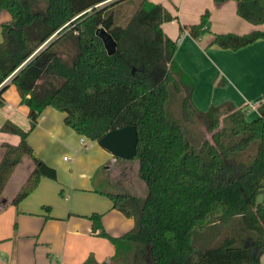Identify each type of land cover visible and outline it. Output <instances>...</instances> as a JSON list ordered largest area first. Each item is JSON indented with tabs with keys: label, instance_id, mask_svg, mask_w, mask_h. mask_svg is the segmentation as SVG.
<instances>
[{
	"label": "trees",
	"instance_id": "1",
	"mask_svg": "<svg viewBox=\"0 0 264 264\" xmlns=\"http://www.w3.org/2000/svg\"><path fill=\"white\" fill-rule=\"evenodd\" d=\"M105 1L0 0V10L9 14L1 24L0 94L14 85L29 119L27 129L9 119L0 125V131L18 136L15 144H0V196L23 158L32 169L12 204L32 192L42 176L56 177L26 139L44 107L65 112L66 125L96 141L110 129L133 124L137 143L131 159H137L148 192L107 193L111 207L132 217L133 225L112 237L102 228L101 214L93 212L92 229L118 242L119 252L130 243L142 245L146 264H260L264 203L257 195L264 188V99L252 119H247L248 108L228 101L196 108L193 81L173 58L176 40L160 29V22L172 16L150 0H139L121 24L113 8L123 0ZM236 13L261 24L264 0H236ZM100 28L114 47L106 46ZM187 28L194 38L209 33L208 10ZM257 39H264V29L214 33L212 42L236 50ZM169 85L184 88L183 120L198 118L209 138L202 134L193 144L166 114ZM236 216L239 236H225L210 248L192 242L193 230L226 226Z\"/></svg>",
	"mask_w": 264,
	"mask_h": 264
},
{
	"label": "crops",
	"instance_id": "2",
	"mask_svg": "<svg viewBox=\"0 0 264 264\" xmlns=\"http://www.w3.org/2000/svg\"><path fill=\"white\" fill-rule=\"evenodd\" d=\"M150 1L172 16L160 22V29L176 40L173 58L193 81L194 106L206 110L228 101L235 108H248L247 119L256 117V106L264 99V39L236 50L212 41L214 33L264 29V21L254 25L239 16L236 0ZM205 10L209 12L210 32L194 38L187 26L198 22ZM8 19V12L1 9L0 40L1 24ZM0 98V125L9 119L27 129L28 108L20 102L14 85L9 84ZM64 116L65 112L52 106L44 107L26 137L33 154L53 167L56 177L42 176L32 192L17 205L12 204L11 197L32 169V162L23 158L0 196V264H146L144 247L137 243L121 250L130 252L128 262L116 261L118 256L126 260L122 256L126 254L118 251V242L99 235V229L93 230L89 218L93 212L100 213L102 228L112 237L133 225L132 217L111 207L107 193L135 195V181L141 177L138 165L131 158L113 155L96 140L85 137L82 145V134L66 125ZM17 141V135L0 131V144ZM2 153L0 146V157ZM16 173L19 177L13 182ZM259 263L264 264V252Z\"/></svg>",
	"mask_w": 264,
	"mask_h": 264
},
{
	"label": "rangeland",
	"instance_id": "3",
	"mask_svg": "<svg viewBox=\"0 0 264 264\" xmlns=\"http://www.w3.org/2000/svg\"><path fill=\"white\" fill-rule=\"evenodd\" d=\"M139 0H123L122 2L116 4L113 8L114 12V18L117 23L123 24L128 16L131 14V12L134 10L136 5L138 4ZM120 19V20H118ZM169 95L165 102V111L166 114L176 122H178L181 127L183 128L186 136L189 138V140L194 144L197 143L200 138H202V134L204 137L209 138L207 134L203 131L202 123L201 121L193 117L192 121H184L183 120V112H182V101L186 100L187 93L184 90L183 87L179 90H175L173 88V85H169ZM188 111L192 112V109L187 105ZM132 162H136L138 165L137 159H132ZM17 173L13 177V182L17 180L19 177L16 176ZM99 177V175L97 176ZM139 183L135 181V187L133 188V191L135 195H146L148 192V188L146 183L141 177H138ZM140 183L144 184L143 187H140ZM12 181L10 185L8 186L7 191L11 188ZM136 188V190H135ZM257 199L260 202L264 203V188L259 189ZM240 221V217L236 216L234 217L226 226L221 225H211L209 224L206 228L202 230H193L192 231V242L196 244L198 247L202 248H210L215 247L219 244V242L223 239L225 236H239V228L240 224L238 223ZM122 255L126 257V260L121 259V256H118L116 258V261H129L130 258V252L125 253L121 251ZM145 259L147 261V257L145 256ZM147 263H149L147 261Z\"/></svg>",
	"mask_w": 264,
	"mask_h": 264
},
{
	"label": "water",
	"instance_id": "4",
	"mask_svg": "<svg viewBox=\"0 0 264 264\" xmlns=\"http://www.w3.org/2000/svg\"><path fill=\"white\" fill-rule=\"evenodd\" d=\"M100 32L104 35L106 46L114 47L115 42L110 34L107 33L104 28H100ZM97 142L113 155L120 158L130 159L136 153V127L133 124H127L118 128L110 129L105 132Z\"/></svg>",
	"mask_w": 264,
	"mask_h": 264
},
{
	"label": "built area",
	"instance_id": "5",
	"mask_svg": "<svg viewBox=\"0 0 264 264\" xmlns=\"http://www.w3.org/2000/svg\"><path fill=\"white\" fill-rule=\"evenodd\" d=\"M84 140H85V136L84 135H82L81 137H80V143L83 145V143H84ZM52 264H61L60 262H58V261H55V262H53Z\"/></svg>",
	"mask_w": 264,
	"mask_h": 264
}]
</instances>
